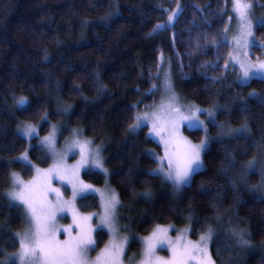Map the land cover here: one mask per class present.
Instances as JSON below:
<instances>
[{
  "label": "trees",
  "instance_id": "1",
  "mask_svg": "<svg viewBox=\"0 0 264 264\" xmlns=\"http://www.w3.org/2000/svg\"><path fill=\"white\" fill-rule=\"evenodd\" d=\"M178 2L182 10L173 25L154 32L155 25L167 23ZM252 2L264 9V0ZM223 5L225 0H0V260L18 248L13 234L25 225L21 209L7 207L11 173L31 178L32 167L19 159L26 150L33 166L48 167L50 159L38 141L59 125V141L78 130L101 146L107 184L129 208L134 237L146 236L157 225L189 224L190 238L197 240L211 227L214 264H264V195L250 190L259 183L264 164V104L249 99V93L264 91V81L237 85L232 66L224 68L228 46L205 42V34H223L228 23V15L219 11ZM255 34L264 40V27ZM253 50V58L264 57V49ZM161 56L171 59L172 83L183 100L200 108L223 107L219 122L235 128L246 119L250 129L249 140L226 137L223 143H211L202 156L203 169L178 195L171 184L150 175L161 148L148 129H129L136 113L156 100L152 85ZM21 97L27 103L17 106ZM45 113L47 120H42ZM25 123L37 129V137L26 140L19 134L18 125ZM184 132L193 142L203 136L199 130ZM245 149L246 154L235 156L232 171H221L226 154ZM254 156L256 169L242 184L241 166ZM82 176L96 187L106 182L97 172ZM146 189L151 192L147 198ZM77 208L95 213L99 201L86 195ZM237 229L247 233L249 245L238 243ZM106 238L105 232L95 231V249ZM139 251V242L132 239L128 252Z\"/></svg>",
  "mask_w": 264,
  "mask_h": 264
},
{
  "label": "snow or ice",
  "instance_id": "2",
  "mask_svg": "<svg viewBox=\"0 0 264 264\" xmlns=\"http://www.w3.org/2000/svg\"><path fill=\"white\" fill-rule=\"evenodd\" d=\"M227 3L228 0H225V5L219 6V11L221 15H228L229 22L233 19L236 20V33L229 41L227 36L229 24L225 26L223 34L220 32L205 34L204 40L206 43L211 40L217 48L221 45L230 46L228 60L225 61L224 68L226 71L232 65H239V81L241 83L248 82L253 78H260L264 81V59H257L255 63L248 59L252 47L264 49V42L257 45L254 41L252 16L255 5L252 0H230L231 12H227ZM181 10L182 6L178 2L176 9L169 13L167 23L155 25L153 31L166 30L173 25ZM110 15L112 14H106V16ZM257 23L264 24V18ZM233 44L234 46H232ZM156 67L159 69L161 65L158 64ZM233 70H235L234 67ZM157 87V84L152 85V88ZM163 87L169 93L166 104L162 105L158 112L151 113L150 116L148 113L137 114L133 123L129 125V129L140 128L145 120H150V132L160 137V143L164 148V155L157 158L160 164L152 170L150 175L162 177L164 181L171 183L175 191L179 192L190 187L195 176L203 169L201 156L209 149L211 143H223L224 137L236 141L249 140L250 137L246 133L250 129L248 121L245 119L239 127L235 128L219 125L217 126L220 129L218 135L215 138L209 137L208 126L205 120L200 119V116L206 113L205 119L214 124L216 106L213 105L210 109H202L194 105L181 106L179 98L172 92V84L167 72L164 74ZM78 90V88L73 89V91ZM257 95L253 91L249 93V99L257 98ZM260 97V103L264 104V93L260 94ZM26 103L25 97L16 101L17 106H23ZM242 111H247V107L244 106ZM41 119L47 120V114L45 113ZM182 123H186L189 128L198 126L203 130L204 134L199 143L193 144L180 135L179 125ZM18 132L25 138L38 135L36 128L28 123L18 125ZM54 137L55 131L53 130L41 141L42 145L53 153ZM90 143L91 141H81L77 130L70 146L78 148L80 152V160L76 165L68 167L64 163L65 152L49 169H36V175L27 183L20 178L19 174L11 173L10 187L6 193L7 207L9 210H20V206H23L22 217L25 228L23 231L13 234V247H16L15 241H18L19 246L14 253L5 254V259L0 260V264H122L121 258L126 255L125 247L129 243V237L120 235L121 230L117 224L119 200L115 192L102 196L103 215L100 218L99 226L106 228L111 238L94 259L89 257V252L93 250L96 243L93 238L92 214L80 215L72 210V201L91 189V185L79 181V170L85 165L91 164L107 173L99 149L92 150L89 147ZM260 151L264 152V147ZM246 152L247 149L244 152L226 154L227 164L221 171H232L236 167L235 156L244 155ZM19 159L28 161L27 150L21 153ZM164 161H167L166 167L163 164ZM241 167L243 171L239 173L240 181L242 184H246L249 174L256 169V157L254 156ZM259 174L261 177L259 183L252 186L250 190L258 191L264 195V164L261 165ZM57 179L67 180L71 183L72 201H65L61 189L53 186V181ZM231 186L234 189L238 187L235 179L231 181ZM200 189L207 191L203 184L200 185ZM143 195L145 198L149 197L150 190L146 189ZM51 196H54L55 199H50ZM65 209L72 210V224L63 227L65 239L61 241L57 238V233L61 231L57 220L58 214ZM168 232V228L157 225L148 236L142 238L143 251L138 264H213L208 252V243L213 233L211 227L202 232L196 242L187 239L184 232L178 234L173 240L169 237ZM234 235L241 246L249 245L248 235L243 229L235 230ZM165 245L170 256H158L157 249ZM0 253H3L2 249H0ZM134 260L135 257H130V264Z\"/></svg>",
  "mask_w": 264,
  "mask_h": 264
},
{
  "label": "rangeland",
  "instance_id": "3",
  "mask_svg": "<svg viewBox=\"0 0 264 264\" xmlns=\"http://www.w3.org/2000/svg\"><path fill=\"white\" fill-rule=\"evenodd\" d=\"M262 18H264V9L260 5H255V7L253 9L252 19L254 21V41H255V44H257V45H259L260 43L264 42V40H262V41L261 40L260 41L257 40L258 38H256V34H255V32H256V30L258 28L264 27V24L257 23V21H259ZM229 24H230V27H229L227 36H228V40L231 41V37L237 31V22H236L235 19H233L231 22H229V19H228L227 25H229ZM171 26H169V27H171ZM232 46H234V44ZM228 48H229V51H230V46H228ZM254 48H257V47H252L250 49V56L248 57V59H250L253 63H255L257 59H264V57L263 58H260V57L253 58L252 57V55L254 53V50H253ZM159 65H161V67L159 68L158 76H157L158 79H157V83L156 84L158 85V87H157V91H156V100H155L154 104H152L150 107L144 108L140 112H137L136 115L137 114L143 115L144 113H148L149 116H150L151 113L158 112L159 109H160V107L162 105H165L166 104V102H167V96L169 95V93H167V91L163 87V80H164V74H165V72H167L169 74L170 82L172 84V92L175 93V95L179 98L180 105L181 106H184V107H187L188 105H194V106H196L193 103H190V102H187V101L183 100L181 98V96L175 91L174 85L172 83L171 59L169 57H166V56H161V58H160V64ZM233 67L235 68V70H234L235 71V74H234V82L237 85L247 84L249 81L248 82H244V83H241L239 81V77H240L239 65H232V68ZM253 79L262 81L260 78H253ZM256 93L258 95H257V98H254V99L260 101V99H261L260 94L264 93V91L261 92V93L260 92H256ZM196 107H198V106H196ZM198 108H200V107H198ZM202 109H210V108H202ZM215 111H216V115H215V123L214 124L211 121H208V120L205 119L206 113L204 115H201L200 116V119L205 120V123L208 126V135H209V137H212V138H215L218 135V132L220 131V129L217 126H219V125H227V126H230L228 123L219 122L218 119H217L218 114L220 112H223V111H226V110L223 109V107H218V108L215 109ZM141 127H146L148 129V133H149L150 138L152 140H154L160 146V148H161V157H162L164 155V148H163V145L160 143V137H158V136H156V135H154L153 133L150 132V127H151L150 120H145L142 123ZM212 128H214V129L217 130V132H216L215 135H213L212 133H210V130ZM61 129H62V126H59V125H55V126H52L50 128V131H53V130L55 131V137H54V153L53 152H50L46 147H44L42 145L41 141H42L43 137H40L39 138L38 146L46 152V154L48 155V157L50 159V164H49L48 167H46V168H39V167L33 166L30 163L29 160L28 161H22L20 159V161H22L23 163H25V164L29 165L30 167H32V171H33L31 178H29L27 180L22 179L20 177L25 183H27V182H29V181H31L33 179V177L36 175V169H40V170L49 169L54 163H56L57 159L60 157V155L62 153H65L66 152V155H64V163L68 167H72L73 165H76L77 162L80 160V152H79V149L76 148V147H70L72 145L73 138H74V133L76 131L75 130L72 131L71 134L69 133L68 136H66L61 141H59ZM138 129L139 128H137L135 130H132V131L133 132H136ZM185 130H190V131L199 130V131H202V133H203V130L199 129L198 126L195 127V128H189L186 123H182V124L179 125V133H180V135H182L183 137L187 138L193 144H197V143L200 142V141L199 142H193L185 134V132H184ZM36 131H37V129H36ZM78 132H79V139L81 141H90V140H86L83 137V135L81 134L80 131H78ZM37 136L38 135L33 136V137H37ZM33 137H31V138H33ZM23 138H25V137H23ZM31 138H25V139L26 140H30ZM224 138H226V137H224ZM89 147L92 150L99 149L100 157L105 162L104 157H103V153H102L101 146L94 145L93 142L91 141ZM203 153H202V156H203ZM202 156H201V159H202ZM158 164H160V161L159 160H158ZM163 164L166 167L167 166V161H164ZM105 168H106V166H105ZM89 171L97 172V173L102 174L104 176V178L106 179L105 185L103 187H96V186H94L92 184H89V183L85 182L83 180V176L82 175L85 172H89ZM78 179H79V181H82L83 184L91 185V189H89L88 191L82 193L74 201H72V195H73L72 185L67 180H65V181H61L59 179L54 180L53 181V186L59 187L61 189V193H62L63 199L65 201H72V204H73V209L72 210H74L75 212L79 213L80 215H88V214L81 212L77 208V201L80 198H82V197H84L86 195H94V196L97 197V199L99 201V210L97 212H95V213H91L92 214V217H93L91 223H92V226H93V229H94L93 230V238H94L95 231H98V230L105 232L106 235H107V238H106L105 243L101 247L95 249V245H94L93 250H91L89 252V257L94 259L99 254V252L101 251V249H103L105 247V245L109 242V240L111 238L108 230L106 228H103L102 226H99V221H100L101 216L103 215V201H102V196H107L108 194H110V193H112L114 191L112 189H110L109 188V185L107 184L108 183L107 181L109 180V172L107 171V173H105L104 171H101L100 169L95 168L91 164L85 165L84 167H82L79 170ZM10 182H11V177H10ZM169 184H171V183H169ZM8 190H9V188H8ZM179 192H177V191L174 190V193L177 194V195H178ZM50 199L54 200L55 197L54 196H51ZM20 209H21V211H23V206H20ZM117 209H118V211H117V217H118L117 224H118L119 229L121 230L120 231V235L121 236H125V235L128 236L129 237V242L132 239H135V240L137 239V241L140 244V251H139L138 254L128 252L129 243L126 245V247H125V253H126V255L121 258L122 259V264H130V261H129V258L130 257H135V260L132 261V264H138V261L140 259L141 254H142V251H143L142 238L145 237V236H143V237H134L132 220H131V216L129 214L130 213V210H129L128 207H126L124 205H121L120 202H119V204L117 205ZM72 210L65 209L62 213H59L58 214L57 224H58V227L61 228V231L57 233V238L59 240H61V241H63L65 239V234L62 231L63 227L64 226H67L69 224H72ZM162 227H166V228L169 229L168 235L173 240H175V238L177 237V235L180 234V233H182V232H184L185 235H186V237H187V239L191 240L192 242H196V241L199 240V239L193 240V239L190 238V226H189V224L186 225L185 227H182V228H175L172 225H168V226L163 225ZM24 228H25V225H24ZM152 230L146 236H148L152 232ZM210 240H209V243H208V252H209ZM157 255L158 256H161V257H168V256H170V253L168 251L167 246L165 245L164 247L158 248L157 249ZM209 255H210V252H209ZM210 257H211V255H210ZM3 259H5V256L1 260H3ZM211 260H212V258H211ZM212 262H213V260H212ZM213 264H214V262H213Z\"/></svg>",
  "mask_w": 264,
  "mask_h": 264
}]
</instances>
